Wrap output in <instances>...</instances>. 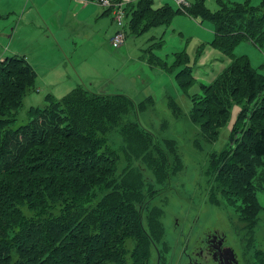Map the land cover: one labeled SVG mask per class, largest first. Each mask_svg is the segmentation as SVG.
Here are the masks:
<instances>
[{
    "label": "rangeland",
    "instance_id": "rangeland-1",
    "mask_svg": "<svg viewBox=\"0 0 264 264\" xmlns=\"http://www.w3.org/2000/svg\"><path fill=\"white\" fill-rule=\"evenodd\" d=\"M152 2L153 9L182 6L192 11L199 3L210 13L222 11L224 3L229 8L263 5V0ZM138 3L113 0L110 9L96 0H0V58L25 55L37 72L35 88L14 113L26 122L29 109L43 107L48 94L62 98L79 84L102 95L124 93L137 103L152 96L154 102L147 100L139 114V127L164 149L161 157L153 147L155 159H163L159 167L137 158L123 133L109 134L120 159L115 178L133 187L141 213L140 227L124 229L122 249L130 253L138 245L140 264H191L190 257L204 262L200 251L210 240L224 238L238 264H264V166L246 153L247 165L240 169L237 164L229 181L216 177L228 151L237 148L251 127L249 119L237 121L246 101L233 103L224 126H217L207 110L215 109L216 102L192 112L196 99L204 97L203 83L213 82L233 58L244 55L264 73V48L244 38L230 54L224 52L214 45L217 21L202 12H174L158 25H152L154 12L146 13L136 24L134 17L141 15H133L129 7ZM121 6L126 12L123 28L111 12ZM121 29L125 41L114 47L112 38ZM189 68L194 78L187 86L180 74ZM257 103L256 98L251 107ZM130 152L132 167L125 160ZM124 166L132 179L117 177Z\"/></svg>",
    "mask_w": 264,
    "mask_h": 264
},
{
    "label": "trees",
    "instance_id": "trees-1",
    "mask_svg": "<svg viewBox=\"0 0 264 264\" xmlns=\"http://www.w3.org/2000/svg\"><path fill=\"white\" fill-rule=\"evenodd\" d=\"M152 3L139 0L129 7L133 15H141L134 17L136 24L146 13L154 12L152 25H158L168 22L174 12H202L217 21L214 45L224 52L230 54L244 38L264 48V0L260 9L229 8L224 3L216 13L205 11L199 3L193 11L182 6L153 9ZM180 75L187 86L194 78L191 68ZM36 78L25 56L0 58V264H140L138 245L130 253L121 246L124 229L133 232L141 226V213L133 187L115 178L120 159L109 134L123 133L132 141L137 158L159 167L163 159H155L153 147L161 157L165 151L153 145L146 128L139 127V114L147 100L154 102L153 97L137 103L124 93L102 95L79 84L62 98L48 94L46 104L32 106L29 119L22 122L14 110L35 88ZM202 89L204 97L196 99L192 112L216 102L215 109L207 110L216 117L217 126H224L233 103H242L240 98L246 103L237 121L249 119L251 126L237 148L228 151L216 177L229 181L237 164L240 169L247 165L246 153L264 166V94L259 96L264 91V73L244 55L238 56ZM256 98L258 103L251 107ZM232 142L236 141L232 138ZM126 157L132 167L133 154ZM127 166L117 177L133 178Z\"/></svg>",
    "mask_w": 264,
    "mask_h": 264
},
{
    "label": "flooded vegetation",
    "instance_id": "flooded-vegetation-1",
    "mask_svg": "<svg viewBox=\"0 0 264 264\" xmlns=\"http://www.w3.org/2000/svg\"><path fill=\"white\" fill-rule=\"evenodd\" d=\"M224 238L220 239H212L208 242V247L206 249H202L200 251V257L204 262L199 258L196 260H192L191 264H238L234 252L229 246H226Z\"/></svg>",
    "mask_w": 264,
    "mask_h": 264
},
{
    "label": "built area",
    "instance_id": "built-area-1",
    "mask_svg": "<svg viewBox=\"0 0 264 264\" xmlns=\"http://www.w3.org/2000/svg\"><path fill=\"white\" fill-rule=\"evenodd\" d=\"M85 3L89 2L90 0H81ZM98 1L101 5L107 7V8H110L111 9V6H112V1L113 0H96ZM178 4L180 5H184V4H188V0H175ZM124 7L121 6V8H117V9H113L112 8V12L114 13L115 15V20L118 24V26L120 28H123L124 26V19L126 17V12L123 11ZM125 41V33L124 31L121 29V30H118L115 34V36L112 38V44L114 47H119L120 45H122Z\"/></svg>",
    "mask_w": 264,
    "mask_h": 264
},
{
    "label": "crops",
    "instance_id": "crops-1",
    "mask_svg": "<svg viewBox=\"0 0 264 264\" xmlns=\"http://www.w3.org/2000/svg\"><path fill=\"white\" fill-rule=\"evenodd\" d=\"M112 12V11H111ZM2 18H4V16L2 17ZM71 20V19H70ZM70 20H68V21H70ZM11 55H15V54H11ZM17 55H19V54H17ZM22 56H25V55H22ZM26 57V56H25ZM27 58V57H26ZM28 60V59H27ZM29 61V60H28ZM152 97V96H151Z\"/></svg>",
    "mask_w": 264,
    "mask_h": 264
},
{
    "label": "water",
    "instance_id": "water-1",
    "mask_svg": "<svg viewBox=\"0 0 264 264\" xmlns=\"http://www.w3.org/2000/svg\"><path fill=\"white\" fill-rule=\"evenodd\" d=\"M231 264H234V263H231Z\"/></svg>",
    "mask_w": 264,
    "mask_h": 264
}]
</instances>
